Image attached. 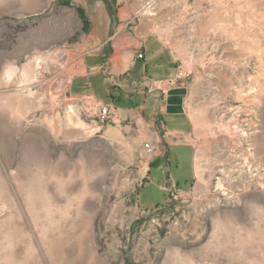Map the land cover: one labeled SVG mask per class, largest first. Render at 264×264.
Instances as JSON below:
<instances>
[{
	"label": "rangeland",
	"instance_id": "1",
	"mask_svg": "<svg viewBox=\"0 0 264 264\" xmlns=\"http://www.w3.org/2000/svg\"><path fill=\"white\" fill-rule=\"evenodd\" d=\"M148 21L181 66L179 163L72 84ZM0 264H264V0H0Z\"/></svg>",
	"mask_w": 264,
	"mask_h": 264
},
{
	"label": "crops",
	"instance_id": "2",
	"mask_svg": "<svg viewBox=\"0 0 264 264\" xmlns=\"http://www.w3.org/2000/svg\"><path fill=\"white\" fill-rule=\"evenodd\" d=\"M155 27V21H148L143 28L135 30V37L120 28L115 38L99 39L94 51L85 55L82 73L74 77L72 84L75 89L84 84L93 110L109 107L114 122H132L138 127L148 125L158 139L159 128L164 130L168 151L174 162L179 163L191 153L187 144L175 141L187 135L182 123L186 116L183 92L181 88L169 86L180 76L181 66L174 50L161 38L154 37ZM103 32L109 34V21L104 24ZM140 53L141 59L138 58ZM163 89L167 90L165 95H162ZM164 152L163 149L155 163L161 161ZM179 172L188 174L187 168H179Z\"/></svg>",
	"mask_w": 264,
	"mask_h": 264
},
{
	"label": "built area",
	"instance_id": "3",
	"mask_svg": "<svg viewBox=\"0 0 264 264\" xmlns=\"http://www.w3.org/2000/svg\"><path fill=\"white\" fill-rule=\"evenodd\" d=\"M143 56L142 55H138V58H142ZM162 93L163 94H166L167 93V90H162ZM113 113L111 111V109L107 106H103V107H100L99 109V121L100 123L102 124H105V123H108L110 121V119L113 117ZM147 148L149 150H152V148L150 146H147Z\"/></svg>",
	"mask_w": 264,
	"mask_h": 264
}]
</instances>
